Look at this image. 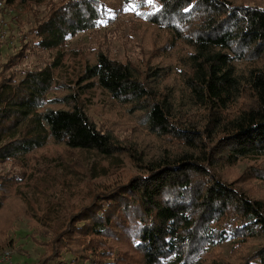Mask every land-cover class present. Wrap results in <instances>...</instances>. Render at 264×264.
Listing matches in <instances>:
<instances>
[{
    "label": "trees",
    "instance_id": "16d2710c",
    "mask_svg": "<svg viewBox=\"0 0 264 264\" xmlns=\"http://www.w3.org/2000/svg\"><path fill=\"white\" fill-rule=\"evenodd\" d=\"M0 1L33 15L28 33L37 48L50 53L64 52L69 38L113 20L98 0ZM122 1L141 9L147 23L186 49L178 64L183 70L174 73L183 96L161 87L171 72L150 57L136 64L100 52L94 63L84 62L75 84L97 86L139 113L169 152L145 159L132 146H119L89 118L77 90L66 96V108L42 111L61 65L57 56L40 70L16 67L21 52L1 65L0 165L24 162L48 141L107 160L133 158L134 171L93 191L86 203L64 211L57 201L51 204L54 208L41 216L44 228L50 225L37 264H54L63 252L72 262L94 264H202L224 245L237 264H264V200L251 197L245 186L252 178L263 181L264 170L253 167L234 180L224 174L242 160H264V6ZM40 6L45 12L35 11ZM10 180L22 179L0 175V213ZM58 213L64 214L51 220ZM1 217L3 249L11 223ZM120 234L130 240L132 253L111 246L109 240Z\"/></svg>",
    "mask_w": 264,
    "mask_h": 264
},
{
    "label": "rangeland",
    "instance_id": "374dc122",
    "mask_svg": "<svg viewBox=\"0 0 264 264\" xmlns=\"http://www.w3.org/2000/svg\"><path fill=\"white\" fill-rule=\"evenodd\" d=\"M60 1L55 0L54 4ZM98 1L103 3L113 20L100 24L91 32L69 38L64 52L55 53L44 51L33 44L34 38L28 32L34 25V18L27 9L21 6H0V69L1 65L20 52L23 57L16 66L20 70H40L54 62V57L57 56L61 65L45 95L42 111L66 108L70 101L66 96L75 94L77 90L78 98L84 104L89 118L101 130L111 134L119 146H132L133 151L145 159L161 155L164 149L169 152L168 145L149 132L139 113L125 104L116 102L97 86L82 87L85 84H75V81L84 62L94 63L100 52L109 54L119 62L130 61L136 64L141 57H150L153 62L168 67L171 72L162 79L167 85L162 84L161 87H172L171 91L175 97L179 94L183 96L180 89L182 86L174 73L183 70L178 64L186 49L176 46L177 41L173 40L167 31L147 23L139 15L142 14L141 9L138 12L122 0ZM229 1L234 4L264 6V0ZM44 8L45 6H40L35 11L42 13L45 12ZM126 8L129 10H125ZM7 9L12 11L10 15L6 12ZM41 16L42 14L38 18ZM130 163H133V158L128 154L107 160L94 153L67 150L48 141L43 148L31 152L24 162L1 164L0 175L17 176L22 180H10L12 183L6 191L8 197L0 213L1 220L8 219L11 223L6 235L9 244L0 249V255L8 251L11 258L8 261H0V264H37L45 252L44 243L47 239L43 235L46 226L50 225L46 222L44 228L41 216L54 208L51 204L57 201L64 211L86 203L85 199L93 191L111 184L114 180L119 182L134 171ZM253 167L264 170V160H242L234 167L224 170V174L228 180L239 179ZM245 186L251 197L264 200V180L252 178ZM48 202L50 207H46ZM63 214L49 217L55 220ZM109 242L116 252L132 253L130 240L121 234ZM72 260L70 253L63 252L53 263L74 264L76 261ZM237 262L230 248L224 245L211 250L210 256L202 261V264Z\"/></svg>",
    "mask_w": 264,
    "mask_h": 264
},
{
    "label": "built area",
    "instance_id": "2783aa9c",
    "mask_svg": "<svg viewBox=\"0 0 264 264\" xmlns=\"http://www.w3.org/2000/svg\"><path fill=\"white\" fill-rule=\"evenodd\" d=\"M3 5H4L3 2L0 1V6H3ZM6 12H7L9 15L12 13V11H11L10 9H7ZM0 28H1V27H0ZM2 28H3V24H2ZM0 38H1V36H0ZM10 258H11V253L8 252V251H6V252H4V253H2V254L0 255V261H2V262H4V261H8ZM74 264H94V263H92V262H90V261L78 260V261L75 262Z\"/></svg>",
    "mask_w": 264,
    "mask_h": 264
},
{
    "label": "snow or ice",
    "instance_id": "6c2138e0",
    "mask_svg": "<svg viewBox=\"0 0 264 264\" xmlns=\"http://www.w3.org/2000/svg\"><path fill=\"white\" fill-rule=\"evenodd\" d=\"M147 2L149 3V4H151L152 3V0H147ZM125 10H129V9H125Z\"/></svg>",
    "mask_w": 264,
    "mask_h": 264
}]
</instances>
